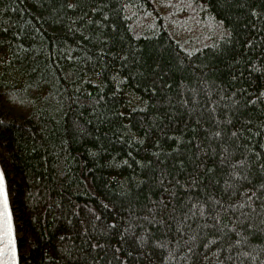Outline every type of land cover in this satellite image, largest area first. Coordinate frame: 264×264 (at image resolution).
<instances>
[{
  "label": "trees",
  "instance_id": "obj_1",
  "mask_svg": "<svg viewBox=\"0 0 264 264\" xmlns=\"http://www.w3.org/2000/svg\"><path fill=\"white\" fill-rule=\"evenodd\" d=\"M15 264H264V0H0Z\"/></svg>",
  "mask_w": 264,
  "mask_h": 264
},
{
  "label": "snow or ice",
  "instance_id": "obj_2",
  "mask_svg": "<svg viewBox=\"0 0 264 264\" xmlns=\"http://www.w3.org/2000/svg\"><path fill=\"white\" fill-rule=\"evenodd\" d=\"M0 123H3L0 121ZM0 229H2V234L6 240L5 254H8V250L11 249V260L15 261V250L12 248V219L9 212V205L7 196L4 192V176L0 172Z\"/></svg>",
  "mask_w": 264,
  "mask_h": 264
},
{
  "label": "water",
  "instance_id": "obj_3",
  "mask_svg": "<svg viewBox=\"0 0 264 264\" xmlns=\"http://www.w3.org/2000/svg\"><path fill=\"white\" fill-rule=\"evenodd\" d=\"M5 192V189H4ZM6 194V192H5ZM13 228H12V240H13ZM6 240L3 237L2 229H0V264H13V261L11 260V249L8 250V254H5V245ZM12 248L14 249V242L12 244ZM15 264V261H14Z\"/></svg>",
  "mask_w": 264,
  "mask_h": 264
},
{
  "label": "bare ground",
  "instance_id": "obj_4",
  "mask_svg": "<svg viewBox=\"0 0 264 264\" xmlns=\"http://www.w3.org/2000/svg\"><path fill=\"white\" fill-rule=\"evenodd\" d=\"M14 237V236H13ZM14 250H15V248H14Z\"/></svg>",
  "mask_w": 264,
  "mask_h": 264
}]
</instances>
